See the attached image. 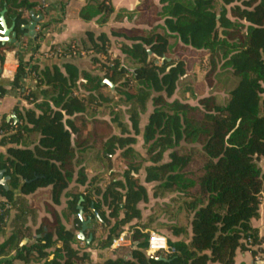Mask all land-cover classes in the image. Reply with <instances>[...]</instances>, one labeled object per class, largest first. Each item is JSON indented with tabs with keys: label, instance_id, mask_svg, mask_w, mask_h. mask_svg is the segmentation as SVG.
<instances>
[{
	"label": "trees",
	"instance_id": "16d2710c",
	"mask_svg": "<svg viewBox=\"0 0 264 264\" xmlns=\"http://www.w3.org/2000/svg\"><path fill=\"white\" fill-rule=\"evenodd\" d=\"M37 6L0 0V11L7 8L17 30L26 23L22 13ZM113 13L111 0H99L84 7L80 18L100 17L105 24ZM153 17L147 20L150 30L88 32L80 43L53 48L50 52L60 56L43 68L19 59L13 88L22 92V81L33 78L42 100L22 92L33 109L17 112L21 125L15 134L6 136L5 120L0 125V144L7 148L0 169L8 177V190L0 186V233L17 212L14 231L0 246L2 255L17 245L16 256L0 264H29L34 258L44 264H88L89 256L74 248L76 236L63 223L73 221L81 229L80 207L95 225L88 248H106L126 229L130 233V258L103 264H234L236 251L258 243L251 221L259 217L264 197V0H160ZM111 39L119 40L123 58L112 56ZM170 40L218 55L222 74L216 76L227 77L231 87L223 91L214 84L212 96L194 107L173 99L188 70L184 60L169 58ZM12 49L0 42V60ZM7 94L0 85V99ZM109 110V119L103 118ZM26 135L37 140L27 143ZM139 139L146 161L135 150ZM193 167L201 176L191 195L185 178ZM147 185L153 186L154 199L187 198L190 218L188 227H168L169 250L155 256L147 254L150 222L141 208L150 202ZM47 188L52 208L38 231L44 235L18 248L20 230L33 214L24 197ZM63 197L67 207L58 213Z\"/></svg>",
	"mask_w": 264,
	"mask_h": 264
},
{
	"label": "crops",
	"instance_id": "0c3cea01",
	"mask_svg": "<svg viewBox=\"0 0 264 264\" xmlns=\"http://www.w3.org/2000/svg\"><path fill=\"white\" fill-rule=\"evenodd\" d=\"M33 3H38V6L31 11H24L22 13L24 20H31V12L34 16H42V20L38 23L36 28L38 40L31 41L28 38H24V41L19 47L12 44H6L13 47L10 51H4V60L1 61L0 68V85L4 86L8 90V94L0 99V125L2 120H5L8 133L6 136L16 133L17 127L21 125L17 112L23 109H33V105L23 98L22 92L26 91L27 94H33L37 96L38 102L42 100L39 95V91L36 87V81L33 78L25 79L22 81L23 90L20 92L13 88V80L16 75L19 59L21 58L25 62H30V65L36 64L41 68L50 63L49 58L45 57L46 53H49L51 49L66 45L72 42L80 43L81 40L86 38L88 32H92L95 35L106 34L110 36L112 30H150L147 20L153 22V10L154 7L159 6L160 0H111V6L114 13L110 16L109 20L105 24H100V17L86 22L80 18V13L88 4H94L99 0H65V4H62V0H29ZM7 8L0 11V18L4 19V22L9 28V36L16 37V42L19 43L23 38L26 31L21 28L17 30L16 20L10 19L7 16ZM141 18V19H140ZM25 23L24 25H26ZM156 25H162V22L155 23ZM23 25V26H24ZM13 27V29H12ZM2 27L0 25V32ZM36 37V38H37ZM118 39H111L110 52L113 57H121L117 45ZM105 96V92L102 94ZM216 95V94H213ZM146 125V118L142 120V126ZM4 137V134L0 131V141ZM25 140L27 143H32L37 140L36 135H26ZM0 156L7 157V148L0 144ZM260 167L264 172V160L260 162ZM0 172L4 170L0 169ZM92 175V171L88 170ZM3 177H7L4 173ZM8 185V181H7ZM76 187L73 183L70 188ZM51 188L40 189L34 194L24 197L29 206L33 210V214L28 217L27 223L24 228L20 230L22 236H24L18 248L26 245H32L37 239L43 237L44 234H39V229L42 226L44 220H50L49 209L52 208ZM47 195V196H45ZM21 195L16 192L15 198H20ZM68 199L63 197L60 206L55 207L58 213H61L67 207ZM142 208V206H141ZM17 212L14 210L10 213V218L5 229L0 233V246L6 242L12 235L14 228L11 226L14 217ZM145 217V216H144ZM87 221L88 217L83 216ZM66 228L73 232L76 236V242L74 248L85 252L89 256L88 264H103L106 260L124 258L129 259L132 250V243L130 240V233L126 229L118 238L115 239L112 245L106 248H88L94 235V224H91L84 233L81 229H77V226L73 224V221H63ZM253 229L258 231L259 240L256 245L250 246L246 251L238 250L234 255V264H264V197L259 207V217L251 221ZM97 236L100 235V229H95ZM60 243L56 244L49 253L48 261L53 260L55 248H59ZM17 245L10 250H6L0 255V262L11 261L16 256ZM45 261H37L35 258L29 264H44ZM14 264H24L19 261H15Z\"/></svg>",
	"mask_w": 264,
	"mask_h": 264
},
{
	"label": "rangeland",
	"instance_id": "374dc122",
	"mask_svg": "<svg viewBox=\"0 0 264 264\" xmlns=\"http://www.w3.org/2000/svg\"><path fill=\"white\" fill-rule=\"evenodd\" d=\"M170 51L169 58L184 60L187 63L188 70L187 76L181 81L179 93L173 99L177 98L180 102L187 103L194 107L198 106V101L200 99L212 96L211 90L214 84H216L215 88L218 87L223 91L228 87H231L232 84L227 82V77L221 78L216 76V74H222L220 69L222 61L219 59L218 55H206L205 53L194 52L190 49H183L181 45L174 40H170ZM83 58L88 59V57ZM183 86H190L191 91L185 92ZM222 92L220 93L222 94ZM109 112L110 110L106 111L103 118H108ZM188 147L191 149L194 148V145ZM135 150H137L140 155L139 157H141L140 161L148 160L146 150L142 148L141 139L138 140ZM165 161H168L167 156ZM146 165L147 163L144 164V166ZM200 176L201 171L194 167L187 172L185 179L192 185L187 191L188 194H194ZM107 179L108 178H105V180ZM152 188V185H147L150 202L141 205L146 219L145 222H150V232H158L168 237L169 233L167 229L169 226L182 225L188 227L190 218H188L184 209V204L187 202V198L178 194H166L160 199H154L152 197Z\"/></svg>",
	"mask_w": 264,
	"mask_h": 264
},
{
	"label": "water",
	"instance_id": "95a60500",
	"mask_svg": "<svg viewBox=\"0 0 264 264\" xmlns=\"http://www.w3.org/2000/svg\"><path fill=\"white\" fill-rule=\"evenodd\" d=\"M31 20H27L26 21V25L22 26V30L26 31V34H24L23 38L20 39V42L17 43L16 42V36L13 35V38L8 37L9 35V28H7L4 19L1 17L0 18V25L2 27V31L0 32V42L3 45L6 44H12L15 45L16 47H19L22 42L24 41V38H28L29 40H35L37 37V32H36V28L38 26V23L42 20V16H34L33 12H31ZM13 29V27H12ZM149 55L151 57L152 53L149 51ZM164 60V59H163ZM170 61V60H168ZM156 64L159 63V60L157 59L155 61ZM0 68H1V63H0ZM1 72V71H0ZM104 83L108 84L110 86V88L113 90V85L110 84L108 81H105ZM4 176V172H0V186L3 187L4 189L8 190V185H7V181H8V177H3ZM80 218H81V223H82V232L84 233L88 227L90 226L91 220L88 219L87 221L84 220L83 218V211L82 208L80 207ZM158 261H161V258L157 259Z\"/></svg>",
	"mask_w": 264,
	"mask_h": 264
},
{
	"label": "built area",
	"instance_id": "2783aa9c",
	"mask_svg": "<svg viewBox=\"0 0 264 264\" xmlns=\"http://www.w3.org/2000/svg\"><path fill=\"white\" fill-rule=\"evenodd\" d=\"M56 56H60L59 54H54L53 52H49L45 54L46 58H53ZM85 53H81V57H84ZM9 209V205L6 206ZM116 239V238H115ZM113 240V243L115 241ZM168 239L166 236L158 233V232H150L148 238V247H147V254L149 256H155L161 252H168Z\"/></svg>",
	"mask_w": 264,
	"mask_h": 264
}]
</instances>
